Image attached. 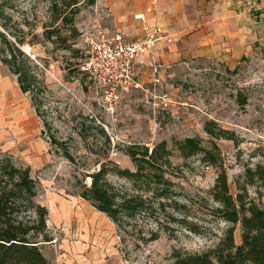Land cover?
I'll return each instance as SVG.
<instances>
[{
	"label": "rangeland",
	"instance_id": "1",
	"mask_svg": "<svg viewBox=\"0 0 264 264\" xmlns=\"http://www.w3.org/2000/svg\"><path fill=\"white\" fill-rule=\"evenodd\" d=\"M51 2L0 0V27L25 38L22 47L47 66L50 92L45 111L53 124V133L68 136L78 132L73 118L78 113L93 116L97 124L101 122L109 128L115 139L110 158L131 170L135 167L124 154V146L139 143L152 149L165 141L172 151L170 178L175 186L173 198L164 209L155 203L159 209L155 213L138 214L117 229L106 215L76 195L77 180L81 179L77 166L86 164L93 171L99 167L95 165L93 152L105 151L94 125L85 120L87 133L98 138V143L78 142L77 165L54 154L29 96L20 90L17 78L0 60V149L11 154L18 165L29 166L41 185L37 201L49 209L47 225L53 239L41 246L43 254L52 264H173L174 250L186 253L213 250L232 227L214 215L217 203L210 192L218 168L204 163L201 155L183 158L176 142L186 138H198L203 146L215 142L233 195L238 186L246 183V169L264 166V0L260 24L256 29L251 27L250 34H244L240 27L236 32L240 36L228 40L223 32L229 27L202 26L187 28L189 34L175 35L169 45L159 44L154 57L164 66L161 82L155 85L150 68H142L137 77L142 88L124 94L114 112L107 110L89 74L78 70L82 72L81 67L89 57L88 35L121 32L127 40L138 39V24H128L121 18L126 14V0L82 3L74 25L64 26L58 21L54 27H61L62 37L69 38L72 50L43 37L45 27L52 25ZM104 4L112 15L103 9ZM73 29L76 33L72 35ZM197 32L205 35L202 40L191 38ZM212 32H221L216 41L207 37ZM68 59L75 64L74 74L68 70ZM67 75L68 82H64ZM164 94L172 101L167 108L159 99ZM16 116L22 120L17 122ZM207 123L215 136L206 132ZM19 124L21 128L17 130ZM109 182L120 191L133 194L137 190L113 175L109 176ZM86 183H90L89 178ZM247 189L249 197L264 209V181L248 185ZM52 205L61 217L52 214ZM65 209L69 210L68 215ZM82 211L85 216L80 215ZM92 214L97 215L95 220ZM80 230H86L90 238L85 239ZM234 238L240 245V224L234 226Z\"/></svg>",
	"mask_w": 264,
	"mask_h": 264
},
{
	"label": "trees",
	"instance_id": "2",
	"mask_svg": "<svg viewBox=\"0 0 264 264\" xmlns=\"http://www.w3.org/2000/svg\"><path fill=\"white\" fill-rule=\"evenodd\" d=\"M82 3L93 4L94 0H52V25L45 27L44 39L65 50H72L69 38L62 37L61 27L54 26L58 21L64 26L74 25ZM74 33L76 30H71V34ZM24 44L25 38L14 36L0 27V60L17 78L20 90L29 96L42 121V133L50 140L51 151L77 165L75 148L78 142L85 145L98 143V138L87 133L85 120L94 125L103 141L105 151L93 152L98 168L92 171L86 164L77 166L81 179L77 180L79 190L76 195L105 214L117 229L123 228L124 221L138 214L164 209L173 198L175 186L170 178L172 151L167 142L157 143L152 149L139 143L124 146V154L135 167V170H131L122 168L110 158L114 142L103 124H97L93 116L84 117L78 113L73 118L78 131L76 134L61 136L53 133V124L48 121L45 111L50 92L45 72L47 66L40 67L36 59L27 55L21 49ZM72 57L76 58L77 55L73 53ZM67 66L74 74L76 68L71 59L67 60ZM78 72L87 74L80 70ZM67 78L68 75L64 77V82H68ZM205 130L210 136H215L209 123ZM176 146L183 158L201 155L204 163L218 168L219 174L210 192L212 200L217 203L214 215L232 227L213 250L203 253L174 250L173 264H264V209L249 197L247 189L248 185L264 181V166L258 164L254 169H246V183L238 186V192L233 195L221 151L215 142L203 146L198 138H186L176 142ZM111 175L132 184L136 192L132 194L116 189L109 182ZM87 178L90 179L89 184L86 183ZM40 192L41 185L33 177L31 168L18 165L11 154L0 149V264H52L41 249L42 245L53 239L47 225L49 209L37 201ZM155 203L159 209L155 208ZM237 224L241 225L240 245L235 243L234 238V226Z\"/></svg>",
	"mask_w": 264,
	"mask_h": 264
},
{
	"label": "built area",
	"instance_id": "3",
	"mask_svg": "<svg viewBox=\"0 0 264 264\" xmlns=\"http://www.w3.org/2000/svg\"><path fill=\"white\" fill-rule=\"evenodd\" d=\"M103 9L112 15L108 5L104 4ZM134 19L143 23V35L136 40H127L121 32L111 34L106 31L86 38L89 57L81 70L89 74L97 84L103 103L112 112L124 94L142 88L141 82L137 80L142 68H150L155 85L161 82L160 75L164 66L154 57L155 48L162 41L172 42V37L159 22H149L143 14H136ZM37 63L44 68L41 63ZM159 99L164 108L171 105L172 101L167 94ZM104 127L110 133L109 128ZM111 138L114 142L115 139Z\"/></svg>",
	"mask_w": 264,
	"mask_h": 264
},
{
	"label": "crops",
	"instance_id": "4",
	"mask_svg": "<svg viewBox=\"0 0 264 264\" xmlns=\"http://www.w3.org/2000/svg\"><path fill=\"white\" fill-rule=\"evenodd\" d=\"M116 5L118 7L119 3ZM262 7L263 0H158L157 2L156 0H126V14L121 18L128 24H134V22L138 24L137 26L140 27L139 37L143 35V23L134 19L136 14H143L149 22H159L172 38L175 35L180 37L189 34L190 30L187 28L202 26L218 28L222 26L223 28L229 27L223 32L227 35V39L235 40L236 37L240 36L239 32L236 33L240 27L244 34H250L251 27L256 29V25L260 24L259 18L262 16L260 9ZM252 10L258 16H255V13L252 14ZM218 33L221 32H212L207 37H212L216 41ZM204 36L203 32H197L191 38L202 40ZM208 38H205L207 43ZM242 41L245 42L244 39ZM171 43L162 41L157 44L155 51L159 44L169 45ZM15 118L17 122L22 120L17 116ZM20 128L21 124L17 130ZM84 209L86 210V207ZM65 210V214L68 215L69 210ZM51 211L57 218L61 217L53 205ZM80 215L85 216L83 211L80 212ZM91 216L93 220L97 217L96 214ZM50 224L53 225V223ZM83 231H85V235ZM80 232L85 239L90 238L86 230H80Z\"/></svg>",
	"mask_w": 264,
	"mask_h": 264
},
{
	"label": "water",
	"instance_id": "5",
	"mask_svg": "<svg viewBox=\"0 0 264 264\" xmlns=\"http://www.w3.org/2000/svg\"><path fill=\"white\" fill-rule=\"evenodd\" d=\"M27 55H29V56H31V58L32 59H35V57L34 56H32L31 54H30V52H27L26 50H24V48L22 47L21 48Z\"/></svg>",
	"mask_w": 264,
	"mask_h": 264
},
{
	"label": "bare ground",
	"instance_id": "6",
	"mask_svg": "<svg viewBox=\"0 0 264 264\" xmlns=\"http://www.w3.org/2000/svg\"><path fill=\"white\" fill-rule=\"evenodd\" d=\"M25 50V49H24Z\"/></svg>",
	"mask_w": 264,
	"mask_h": 264
}]
</instances>
